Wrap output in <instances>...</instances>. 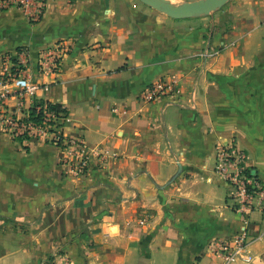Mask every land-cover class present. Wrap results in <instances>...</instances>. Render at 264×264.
<instances>
[{
    "label": "crops",
    "instance_id": "1",
    "mask_svg": "<svg viewBox=\"0 0 264 264\" xmlns=\"http://www.w3.org/2000/svg\"><path fill=\"white\" fill-rule=\"evenodd\" d=\"M43 1L38 23L0 12V111L60 104L66 139L118 158L74 177L56 146L0 131V264H46L73 237L91 242L79 264H222L213 244L243 224L217 149L236 143L264 188V0H239L221 27L139 0ZM63 40L72 50L61 72L38 73L39 52ZM23 48L33 96L3 76L5 57ZM162 78L180 82L183 98L141 103ZM248 231L250 262L233 264H264V212Z\"/></svg>",
    "mask_w": 264,
    "mask_h": 264
},
{
    "label": "built area",
    "instance_id": "2",
    "mask_svg": "<svg viewBox=\"0 0 264 264\" xmlns=\"http://www.w3.org/2000/svg\"><path fill=\"white\" fill-rule=\"evenodd\" d=\"M16 8L24 12L32 23H38L45 12L43 0H0V12ZM72 42L63 40L39 52L36 70L42 75H58L62 62L71 53ZM213 51L209 56H217ZM29 51L21 49L14 56L4 59L3 76L11 77L16 86L24 89L33 96L40 86L33 81ZM184 96L180 82L162 78L145 87L139 94L143 104L170 103ZM44 118L34 123L30 120L29 112L14 113L9 110L0 111V131L23 140H42L61 150V164L69 168L74 177H84L89 173L91 162L97 159L102 168H107L110 162L118 158V153L109 148H90L83 137L65 138V119L60 118L46 107ZM53 122H56L53 125ZM216 170L226 183L229 193L227 200L231 208L242 218L243 229L230 239L219 240L213 244L215 255L222 264H233L239 258L250 262L247 249L251 243L248 227L251 214L255 211L264 212V188L248 163V158L236 143L220 146L216 152ZM65 264H70L69 262Z\"/></svg>",
    "mask_w": 264,
    "mask_h": 264
},
{
    "label": "rangeland",
    "instance_id": "3",
    "mask_svg": "<svg viewBox=\"0 0 264 264\" xmlns=\"http://www.w3.org/2000/svg\"><path fill=\"white\" fill-rule=\"evenodd\" d=\"M195 1H199V0H195ZM174 2H175V7H179L185 3H191L194 1L174 0ZM238 2L239 0H229L220 9L208 15L196 17V19H209L210 22L212 24L214 23L216 27L229 26L232 23L231 22L232 18L230 17L231 15L229 14V10L235 8ZM88 243L91 242L78 241L75 237H73L72 239L65 240L62 247L59 248L58 252L55 255L47 258L46 264H65L67 262H69L70 264H79L85 258L84 254L82 253H85V251L90 249L88 248L89 247Z\"/></svg>",
    "mask_w": 264,
    "mask_h": 264
},
{
    "label": "water",
    "instance_id": "4",
    "mask_svg": "<svg viewBox=\"0 0 264 264\" xmlns=\"http://www.w3.org/2000/svg\"><path fill=\"white\" fill-rule=\"evenodd\" d=\"M139 1L158 12L166 14L172 19L182 20L208 15L223 7L229 0H199L191 3H185L173 9L167 6L162 0Z\"/></svg>",
    "mask_w": 264,
    "mask_h": 264
},
{
    "label": "trees",
    "instance_id": "5",
    "mask_svg": "<svg viewBox=\"0 0 264 264\" xmlns=\"http://www.w3.org/2000/svg\"><path fill=\"white\" fill-rule=\"evenodd\" d=\"M39 107H46L49 111L55 113L60 118H67V116L69 115L66 108H64L60 104H53L51 102L40 101V100L34 99L33 105L31 106L29 110L30 120L33 121L34 123L41 122L42 119L44 118L43 110H39L38 109ZM55 124L56 122H53V125Z\"/></svg>",
    "mask_w": 264,
    "mask_h": 264
},
{
    "label": "bare ground",
    "instance_id": "6",
    "mask_svg": "<svg viewBox=\"0 0 264 264\" xmlns=\"http://www.w3.org/2000/svg\"><path fill=\"white\" fill-rule=\"evenodd\" d=\"M167 6H169L171 9L175 8V2L174 0H162ZM177 2V1H176Z\"/></svg>",
    "mask_w": 264,
    "mask_h": 264
}]
</instances>
